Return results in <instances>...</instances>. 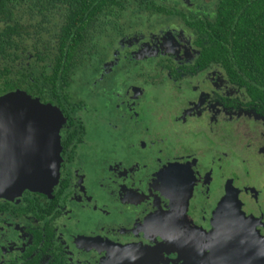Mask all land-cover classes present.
Returning <instances> with one entry per match:
<instances>
[{"label":"flooded vegetation","instance_id":"obj_1","mask_svg":"<svg viewBox=\"0 0 264 264\" xmlns=\"http://www.w3.org/2000/svg\"><path fill=\"white\" fill-rule=\"evenodd\" d=\"M76 26L0 58V96L61 115L54 186L0 198V264H264V0H114Z\"/></svg>","mask_w":264,"mask_h":264},{"label":"water","instance_id":"obj_2","mask_svg":"<svg viewBox=\"0 0 264 264\" xmlns=\"http://www.w3.org/2000/svg\"><path fill=\"white\" fill-rule=\"evenodd\" d=\"M60 119L52 104L24 91L0 96V198L54 186L61 159ZM258 253L264 260V249Z\"/></svg>","mask_w":264,"mask_h":264},{"label":"trees","instance_id":"obj_3","mask_svg":"<svg viewBox=\"0 0 264 264\" xmlns=\"http://www.w3.org/2000/svg\"><path fill=\"white\" fill-rule=\"evenodd\" d=\"M113 1L114 0H0V20L3 22V25H8V31H10L9 33L8 31L0 30V58H9L14 62L16 60L15 51H18L20 47L25 48V46L33 51L32 47L38 45L33 44V41H35L37 37L43 41H35V43L40 42L39 45L43 47L44 41H47L52 35V23H55L62 31L61 33L63 36L60 39L62 46V43L65 44L64 35L68 39H70L71 36H80V29L76 26L77 21L83 20L85 16L91 18L94 12L100 11L104 5L111 4ZM8 44L11 45V52L14 55L11 53H9V55L6 54L7 51L10 52ZM47 49L49 52L46 53L48 59L40 61L42 63L41 67L48 74L43 75L41 81L44 85L47 83L48 85L51 84L50 89L52 90V83H54V81L52 82V72L54 71V66L58 65L60 58L57 56L58 52L55 54L53 52V58L52 48L50 49V46H48ZM27 69L29 70V68ZM20 73H23V68L20 69ZM6 74V70L0 71V79L2 82L0 85V92L5 91L6 86L12 88V83L20 80L10 79L9 81L5 78ZM49 74L51 77L50 79ZM40 94L43 95L44 92H40ZM28 95H30V93Z\"/></svg>","mask_w":264,"mask_h":264}]
</instances>
